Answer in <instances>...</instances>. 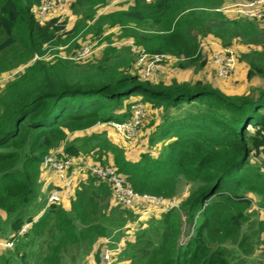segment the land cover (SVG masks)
<instances>
[{"label":"trees","instance_id":"trees-1","mask_svg":"<svg viewBox=\"0 0 264 264\" xmlns=\"http://www.w3.org/2000/svg\"><path fill=\"white\" fill-rule=\"evenodd\" d=\"M230 1L238 0H131L128 9L102 14L90 32L99 35L109 21L144 53L175 57L181 68L200 61L201 35L195 32L224 47L239 38L255 46L241 59L248 79L264 80V20L230 17L224 11ZM40 2L0 0V74L15 68L5 61L17 45L23 58H33L46 44L71 38L66 21H40L34 11ZM135 52L128 44L111 45L86 62L37 59L0 90V242L12 243L0 247V264H72L78 258L98 263L102 244L115 247L105 239L119 240L115 223L136 213L111 206V185L92 174L77 176L67 205H47L50 194L41 197L40 211L44 176L51 190L59 186L45 165L52 155L77 163L84 155L88 163L106 166L113 151L110 166L140 193L170 198L189 186L181 204L188 238L180 241L181 211H166L162 223L138 229L137 242L122 253L126 264H248L261 244L264 221L252 207L264 210V160H252L264 157V88L228 95L201 80L155 84L136 71ZM139 102L161 110L149 135L150 148L162 146L160 153L129 160L105 131L86 133L97 124L131 120ZM77 132L83 134L73 137ZM70 250L75 254L69 256Z\"/></svg>","mask_w":264,"mask_h":264},{"label":"rangeland","instance_id":"rangeland-1","mask_svg":"<svg viewBox=\"0 0 264 264\" xmlns=\"http://www.w3.org/2000/svg\"><path fill=\"white\" fill-rule=\"evenodd\" d=\"M48 0H41L39 5H36L34 11L37 13L39 8L43 6V4ZM64 2V6L66 8V13L62 16L58 15L57 13L52 12L48 15L47 20L42 21L44 24L46 21H49L53 18H58L59 21H66L65 31H70V39L63 38L62 42L60 40H55L51 43H48L43 48L42 55H34L33 58H23L24 53L17 45V50L15 53L7 52L6 53V61L5 63L10 66L14 64L13 70L3 72L0 74V90L4 89L6 84L19 72L23 71L24 68L31 64L33 61L37 59L43 60H53L54 58L63 56V57H72L73 59H77V53L82 50L83 48H90L91 53L89 54L86 59L83 61H89L96 58H99L102 54V51L107 46H123V45H130L131 47L136 48V45L132 39H128L123 32H119V27L111 28L109 27V32L106 31V28H102L99 35H96L95 32H90L93 25L99 20L102 14L111 13L117 11L118 9H128L130 7L131 0H78V6L73 3V0H62ZM89 4L94 3V7L90 9L86 8L85 2ZM250 2L247 0H238V1H230L224 6V11L230 17H238L241 16V12H239V6L244 5L245 3ZM87 4V5H89ZM119 9V10H120ZM264 13V8H263ZM264 20V18H262ZM261 19V23L263 20ZM111 25V24H110ZM196 34L201 35V58L198 63H194L189 67L181 68L178 66L179 59L171 56L164 57L160 67L158 70L154 71L150 76L147 78L143 77V65L138 64L139 58L141 56L140 53H136V62H135V69L139 75L142 76L143 79H150L152 83H164L166 85L171 84L174 80L177 81H191L195 82L197 80H201L205 83L212 84L213 86L220 88L228 95H241V94H249L253 91V88H264V80L255 77L253 79H248V65L245 61H242V56L245 53H248L251 49L255 46L245 45L241 42L239 38L233 40L232 45L227 47L235 56L237 60L236 68L232 72V74L228 78H221L218 76L216 72V65L212 62L211 57L212 55L221 48H225L222 43L214 38L212 35L205 33L201 34L195 32ZM204 35V36H203ZM68 39V40H67ZM75 43H78L81 47L76 48L74 46ZM260 48V47H259ZM185 60V59H181ZM203 62V65H202ZM139 98V97H138ZM137 98V99H138ZM146 110V120L141 125L140 129L138 130L137 135L134 138H126L123 133L119 132L112 126L104 125V124H97L92 129L87 131L89 132H103L105 131L106 138L108 139L111 144L121 149L124 153V156L129 160H139L141 155L146 152H152L153 155H156L161 152L162 146H157L156 150L151 149L149 146V135L151 132L157 127L161 120V110L153 109V107L145 104ZM83 133L77 132L73 134L75 136H80ZM93 145L95 146V151L98 152L100 149V145L97 140H93ZM93 146V147H94ZM153 150V151H152ZM91 155V154H89ZM115 153L113 151L110 152L109 158L107 159L106 166H115ZM82 158V161L91 160V158L87 159L86 157L79 156L76 159ZM93 159V158H92ZM262 160L264 157L261 158H253L252 162L256 164H262ZM92 161V160H91ZM53 175V181L55 182V176L53 172H50ZM44 176V174H43ZM88 176V175H86ZM84 176V178L86 177ZM44 178L46 179L45 184H42V189L45 191V194H42L36 202L37 208L42 211V200L43 197L44 201L48 198V194H51L53 189L52 181L50 180L48 175H45ZM57 184H63V180L57 179ZM189 194V186H185L178 190L176 196L174 197H165L163 196L164 200L170 204H173V208L170 207L166 210L162 208H154L152 212L145 216H140V214L135 211L136 213H132L131 215H127L125 222H116L115 227L118 231L117 234L119 236V240L117 239L118 247L121 248L119 252L114 254V259L112 264H126L124 259L121 257L123 256L122 253L124 252L126 246H130L137 242L136 232L138 229L143 230L148 228L151 223H162L167 216L164 215L166 211L171 209H177L181 211V218L183 220L181 226V237L180 241H184L188 238L189 233V225L186 219V215L181 208L182 202L185 200L187 195ZM255 198V201L257 198ZM68 200L63 201L60 204L67 205ZM42 203V204H41ZM109 203L111 206L114 204L113 196H110ZM109 205V206H110ZM253 211L258 212L257 215L260 219L264 221V210L258 211V206L253 205ZM116 213V212H115ZM0 215L4 218L5 213L0 210ZM110 239V238H109ZM115 239V238H114ZM112 240V239H111ZM116 240V239H115ZM261 244L256 246L254 254L249 257L248 264H264V231L261 233ZM136 241V242H135ZM100 242V241H99ZM102 242V241H101ZM6 243V242H5ZM101 245V244H100ZM103 244L100 246V261L95 263L94 260L87 261V264H104L102 262V252H103ZM75 252L70 250V254L74 255ZM120 256V258H119ZM71 259V257H70ZM69 260V259H68ZM75 261V262H74ZM72 264H82L83 259L78 258L77 260H72ZM86 263V262H84Z\"/></svg>","mask_w":264,"mask_h":264},{"label":"built area","instance_id":"built-area-1","mask_svg":"<svg viewBox=\"0 0 264 264\" xmlns=\"http://www.w3.org/2000/svg\"><path fill=\"white\" fill-rule=\"evenodd\" d=\"M263 8L264 0H253L239 6V12L246 17L261 19L264 18ZM52 12H58L59 16L65 14L66 8L64 6V2L62 0H48L39 8L37 15L42 22L47 20L48 15ZM135 51L141 54L138 64L143 65L144 78H147L154 73V71L158 70L164 59L163 55L150 56L138 47L135 48ZM90 53V48L85 47L77 53V59L84 60ZM211 60L216 65V72L221 78H228L236 68L237 64L235 56L227 47L216 51L212 55ZM146 110L147 108L144 103L139 102L134 106V113L131 120L126 122H114L112 125L119 132L123 133L127 139H132L137 135L138 130L146 118ZM75 163L77 162L69 158L61 160L58 155L46 157L45 165L51 168L52 172L59 177V180H63V184H59V186L56 187L50 194L47 205L54 202L59 203L70 198L74 192V185L77 176L81 174H92L98 179L106 181L111 185L113 200L116 204L137 211L140 216L149 214L154 208H162L166 210L170 207V205L171 207L173 206L171 202L170 204L167 203L163 196L150 193H140L131 186L125 184L123 177L114 167L91 164L84 160H81L77 164ZM28 226L29 224L25 226V229ZM104 242L105 244H115V247L105 245L102 252V262H104V264H112L114 254L120 250L118 247L119 245L117 242H114L109 238L105 239ZM1 246L11 247L12 243L0 242V247Z\"/></svg>","mask_w":264,"mask_h":264},{"label":"crops","instance_id":"crops-1","mask_svg":"<svg viewBox=\"0 0 264 264\" xmlns=\"http://www.w3.org/2000/svg\"><path fill=\"white\" fill-rule=\"evenodd\" d=\"M87 1L85 2L86 3L85 4L86 8L90 9L91 7H94V3L91 5V4L87 3ZM73 3H75L78 6V0H73ZM87 4H89V5H87ZM130 5H131V2H130ZM116 9L119 10L120 8H116ZM120 10H123V9H120ZM101 27L102 28H106L105 30L109 32V27H111L110 22L109 21H104L101 24ZM91 32H93V31H91Z\"/></svg>","mask_w":264,"mask_h":264}]
</instances>
